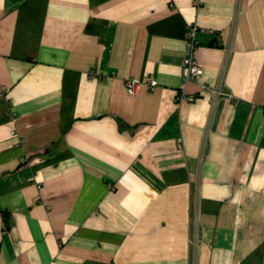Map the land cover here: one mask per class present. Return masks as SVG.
Listing matches in <instances>:
<instances>
[{"label":"crops","instance_id":"obj_1","mask_svg":"<svg viewBox=\"0 0 264 264\" xmlns=\"http://www.w3.org/2000/svg\"><path fill=\"white\" fill-rule=\"evenodd\" d=\"M0 264H264V0H0Z\"/></svg>","mask_w":264,"mask_h":264},{"label":"built area","instance_id":"obj_2","mask_svg":"<svg viewBox=\"0 0 264 264\" xmlns=\"http://www.w3.org/2000/svg\"><path fill=\"white\" fill-rule=\"evenodd\" d=\"M196 33L197 28L192 27L188 34H187V55L183 59L182 64V77H183V83L186 85L189 82L197 81L202 76V69L199 66L198 62L194 59V51L197 48V41H196ZM140 85L139 81L136 80H129L126 83V91L129 95L135 96L136 90L138 86ZM147 87H149L150 90H153L156 88V82L153 79H149L146 82ZM200 90L202 93L207 94H216L217 91L210 89L208 86L201 84ZM233 98V97H232ZM195 97H187V101H194Z\"/></svg>","mask_w":264,"mask_h":264}]
</instances>
